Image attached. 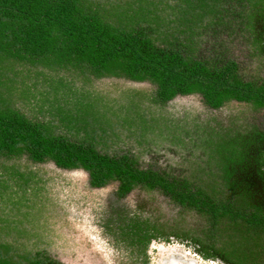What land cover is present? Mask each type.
Wrapping results in <instances>:
<instances>
[{"label":"trees","instance_id":"obj_1","mask_svg":"<svg viewBox=\"0 0 264 264\" xmlns=\"http://www.w3.org/2000/svg\"><path fill=\"white\" fill-rule=\"evenodd\" d=\"M263 63L264 0H0V264H63L47 233L61 193L49 163L86 173L89 194L115 184L116 202L159 193L207 220L196 244L208 258L264 264ZM193 95L262 111V124L168 110ZM163 145L186 165L142 162ZM112 210L128 220L111 214L110 236L141 253L158 238L136 208Z\"/></svg>","mask_w":264,"mask_h":264},{"label":"rangeland","instance_id":"obj_2","mask_svg":"<svg viewBox=\"0 0 264 264\" xmlns=\"http://www.w3.org/2000/svg\"><path fill=\"white\" fill-rule=\"evenodd\" d=\"M240 49L239 47L233 51L240 61L245 63L244 65L249 66L246 73L251 74L255 73L254 71H259L257 65L260 58L258 61H252L250 54L246 52L243 53V56ZM131 86L149 88L148 85L139 83H132ZM168 105V110L179 118L183 117L184 113H189L193 118L205 121L214 115L218 116V120L225 125H229L231 123L229 118L239 117V122L231 123L235 127H242L244 118L259 127L263 121L262 111L253 112L246 105L236 102L226 104L219 111H212L205 106L202 98L198 95L178 96ZM181 156L183 154L177 152L176 148L169 149L168 146L163 145L157 153H149L147 156L145 154L142 162L148 164L153 158L156 164L163 168L168 165L167 167L178 170L186 165L183 163L185 157ZM44 168L48 174L51 171L52 175H58V186L55 191L61 193L56 194L57 201L52 206L54 211L49 212L48 224L50 227H48L47 233L52 245L50 254L63 264H159L163 258L179 257L177 254L178 252L181 254L180 250L188 253L186 254L188 260H196V258L201 260L203 249L196 242L201 241L199 238L202 237L205 229L210 228V225L205 218L200 217L194 211H183L165 196L156 192L146 193L139 189L133 190L124 199L116 202L113 194L115 184L99 190L94 189L93 193L89 194L84 190L87 185V175L83 171L58 170L51 163L45 164ZM69 185L77 187V192L72 195V198ZM83 191L85 194L82 193ZM63 199L69 206H64ZM112 208H119V210L136 208L139 214L141 212L142 217L149 218L150 222L157 226L153 230L158 236L155 241L173 242L175 246L173 249L176 251L174 253H169L167 250L155 251L150 248L151 240V243L149 242L150 244L145 248V252L141 253L139 247L130 246L124 239L110 236L104 224L111 214L115 227L123 226L124 221L128 220L121 219L122 222L118 223L117 218H120V215ZM222 247L220 246L218 250ZM190 253H195L196 256ZM215 258L216 262L227 264L223 256ZM244 259L245 257H242V260Z\"/></svg>","mask_w":264,"mask_h":264},{"label":"flooded vegetation","instance_id":"obj_3","mask_svg":"<svg viewBox=\"0 0 264 264\" xmlns=\"http://www.w3.org/2000/svg\"><path fill=\"white\" fill-rule=\"evenodd\" d=\"M96 190H99V189H96ZM155 240L156 239H152V241H151L152 243L150 242L151 243V247L150 248H152L153 250L160 251V252L163 251V250H167L169 253L170 252L174 253V251H176V250L173 249L175 247L173 242H171V243H169L167 241L158 242V241H155ZM156 244L157 245L159 244V245L157 246ZM219 245H221V244H219ZM215 246H218V245H215ZM180 251H181V254L177 251L178 252L177 256H179V257L163 258L159 264H220V263L216 262V260H217L216 258H213V259L212 258H208L205 255L206 254L205 252L201 253L202 257H204V258L201 257V260H199L197 258H196V260L192 259V258H191L192 260H188L186 258V254H188V253H186L183 250H180ZM191 255L196 256L195 253H192Z\"/></svg>","mask_w":264,"mask_h":264}]
</instances>
